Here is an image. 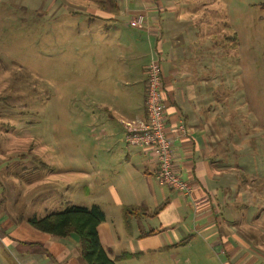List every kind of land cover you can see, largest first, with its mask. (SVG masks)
I'll list each match as a JSON object with an SVG mask.
<instances>
[{"label": "rangeland", "instance_id": "1", "mask_svg": "<svg viewBox=\"0 0 264 264\" xmlns=\"http://www.w3.org/2000/svg\"><path fill=\"white\" fill-rule=\"evenodd\" d=\"M50 1L0 0L1 215L27 220L96 204L121 226L105 186L112 180L96 168L117 164L100 160L122 151L118 138L100 137L109 113L91 103L95 93L111 96V51H119L105 44L109 38L94 48L106 36L85 35L83 15L50 12ZM173 2L191 25L200 56L194 66L210 78L217 143L244 169L240 183L257 181L259 172L264 182V0ZM138 80L142 91L147 72ZM10 248L1 246L6 264L15 262Z\"/></svg>", "mask_w": 264, "mask_h": 264}, {"label": "crops", "instance_id": "2", "mask_svg": "<svg viewBox=\"0 0 264 264\" xmlns=\"http://www.w3.org/2000/svg\"><path fill=\"white\" fill-rule=\"evenodd\" d=\"M51 0L48 10L83 15L85 35L94 31L111 51L113 79L111 96L94 95L96 110L109 113L100 137L118 138L122 155H102L96 173L110 178L105 182L112 204L118 208L121 226L105 220L98 226L99 239L117 264H264V182L239 181L245 174L239 164L225 155L215 130L210 78L200 74L191 25L174 0H116L119 12L113 14L98 6L101 0ZM170 6L172 8H170ZM54 11V12H55ZM138 15L145 17L142 28L129 25ZM223 49V48H222ZM118 57L119 60L113 58ZM160 59L168 136L176 171L192 190L183 194L158 182V165L151 152L128 145L122 121L146 118L145 93L138 75H145L152 57ZM93 71L97 72L96 68ZM145 82V79H144ZM115 92V93H114ZM123 143L127 146L123 149ZM240 169V170H239ZM101 172V173H98ZM98 178V177H97ZM238 178V180H237ZM100 185V178H98ZM102 181V180H101ZM5 192H0V200ZM166 205L155 212L157 207ZM126 207H139L143 215L124 218ZM0 206V264H6L1 246L11 247L14 263L9 264H87L81 257L76 235L56 238L33 228L24 217L7 218ZM10 248V249H11ZM111 254V255H110Z\"/></svg>", "mask_w": 264, "mask_h": 264}, {"label": "built area", "instance_id": "3", "mask_svg": "<svg viewBox=\"0 0 264 264\" xmlns=\"http://www.w3.org/2000/svg\"><path fill=\"white\" fill-rule=\"evenodd\" d=\"M145 17L138 15L129 25L142 28ZM147 72L145 93V120L122 121L126 129L125 141L128 145L139 146L151 152L158 165V182L183 194H190L191 184L176 171L173 159V140L168 136L167 114L163 95V73L160 59L152 57Z\"/></svg>", "mask_w": 264, "mask_h": 264}, {"label": "trees", "instance_id": "4", "mask_svg": "<svg viewBox=\"0 0 264 264\" xmlns=\"http://www.w3.org/2000/svg\"><path fill=\"white\" fill-rule=\"evenodd\" d=\"M98 6L113 14L119 12L116 0H101L98 2ZM165 205V202L160 204L155 212L161 210ZM143 214L144 210L140 211L139 207H126L124 210V218L127 221ZM104 220L103 210L95 204L91 207L69 206L62 211L48 212L42 217H30L27 222L33 228L56 238L76 235L79 239L81 257L87 264H117L116 261L119 258H126L129 255L124 254L116 259L109 256L98 234V226Z\"/></svg>", "mask_w": 264, "mask_h": 264}]
</instances>
